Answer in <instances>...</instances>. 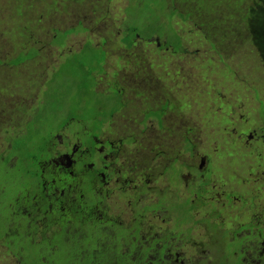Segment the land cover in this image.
I'll use <instances>...</instances> for the list:
<instances>
[{
    "label": "rangeland",
    "instance_id": "obj_1",
    "mask_svg": "<svg viewBox=\"0 0 264 264\" xmlns=\"http://www.w3.org/2000/svg\"><path fill=\"white\" fill-rule=\"evenodd\" d=\"M156 1L142 0V8L146 2L152 8ZM234 1L166 0L165 10L175 12L166 17L151 10V16L158 19H150L146 29V18L130 4L141 0H0V154L7 153L9 138L24 131L34 109L46 98V83L53 72L59 68L68 72L66 58L91 41L105 51L102 71L94 73V89L105 95L117 90L122 102L104 125L101 138L111 140L114 147L103 162L115 169L104 182L109 187L102 204L106 216L125 223L134 219L136 209L154 204L141 222L173 233L186 229L178 250L186 254L183 260L197 259L199 264L225 260L227 245L209 251L208 225L194 219H211L226 231L247 221L264 229V119L260 111L264 57L248 38L246 16L251 6L264 0ZM166 21L180 36V52L162 46L166 33L160 29ZM78 23L87 30L70 32L61 44H55V29ZM124 29H137L145 36L156 30L162 36L136 37L127 48L121 42ZM30 49L36 50L35 56L18 64L8 62ZM88 59L84 56L82 62ZM164 103L160 120L145 116ZM61 122L56 120L52 127ZM72 129L65 126L60 133L71 139ZM50 141L51 157L60 159L63 146ZM13 162L14 157L9 164ZM6 174L0 168L5 190ZM67 185L72 192V184ZM5 190L0 188V194H6ZM197 191L200 200L194 198ZM169 198L172 203L196 202L197 209L189 211L194 219L177 224L163 206L166 200L169 205ZM14 206L22 213L23 196L14 197ZM260 240L253 233L248 239L250 264H264ZM3 250L6 247L0 246V264H18ZM226 259L225 264H234L233 257Z\"/></svg>",
    "mask_w": 264,
    "mask_h": 264
},
{
    "label": "trees",
    "instance_id": "obj_2",
    "mask_svg": "<svg viewBox=\"0 0 264 264\" xmlns=\"http://www.w3.org/2000/svg\"><path fill=\"white\" fill-rule=\"evenodd\" d=\"M160 1L164 6L160 7V2L157 0L152 8L149 2H146V8H142V0L140 4L130 3L135 5L140 17L146 18L143 22L144 28H148L150 19L152 22L158 19L157 16H151V10L161 11L164 16L168 14L166 17L175 12L172 8L165 10L166 0ZM230 1L235 3L234 0ZM251 8V12L246 15L248 38L255 42L264 57V1L257 7L251 6ZM186 16L188 14L183 15L184 18ZM161 26L160 30L166 33L162 46L180 52L182 49L180 36L172 29L169 22L166 21L164 26L161 23ZM86 30L87 28L81 23L65 30L55 29L53 40L59 45L70 32ZM153 34L162 36L156 30L145 36L137 29H124L121 42L125 47L130 48L136 37L147 38L152 37ZM36 53L35 49L20 52L8 62L18 64L35 56ZM84 56L89 58L86 62H82ZM104 58L105 51L88 40L79 51L67 57V64L70 65L66 68L68 72H62L63 69L60 68L53 72L46 83V93H44L46 98L34 109L32 117L25 124L24 131L18 136L9 138L10 146L7 153L0 154V168L3 172L4 170L7 172L6 176H9L6 181L7 190L0 179V188L7 191V195L0 194V246H5L8 254L10 253L18 264H199L200 260H183L186 254H178V250L183 246L186 229L173 233L172 230H157L154 226H144L141 217L154 204L136 209L133 214L134 219L124 223L117 217L109 218L99 214L93 206L92 199L87 197L86 204L77 208L76 204L80 197L76 195L75 198L73 197L75 202L72 201L69 197L70 191H64L62 196H59L60 193L55 194L59 196L57 199L59 203L67 204L63 209L58 203L50 207V201L45 200L47 192L38 177L50 156L51 145L48 140L52 133L62 126L69 129L72 127L71 131H73L80 128L81 124L91 125L94 123L93 117L102 116L103 119H107L122 106L121 97L116 90L110 93L114 95L113 97L104 98L102 95L105 94L98 93L94 89L96 83L94 73L102 71L101 64ZM85 65L89 67H84ZM72 66L77 68L74 70ZM154 111H150L149 115L151 116ZM260 111L264 119V105L260 107ZM85 114L89 116V120ZM56 120L62 122L52 127ZM185 140L190 149L189 139ZM13 157L15 162L12 163V167L9 163ZM15 166L18 171L13 170ZM9 168L12 169L8 170ZM135 190L137 191L136 188ZM17 195L23 196L26 206L22 213L14 206V197ZM171 201L172 199L169 198V205L166 206L168 203L166 200L163 206L166 207L167 212L173 214L176 223L194 219L189 215V211L193 208L197 209L196 202L189 204L188 200L175 203ZM87 204L91 211L85 209ZM82 207L85 210H81ZM210 220L208 218L195 220L208 225L206 229L208 233H206L210 238L209 251L219 250L220 245L227 242L225 258H234L233 254L236 251L237 258L234 264H250L248 253L251 247L241 250L240 246L251 239V234L246 231V225L238 228L228 227L227 231H224L220 230L219 224ZM189 231L190 228H187V232ZM7 250L1 253H6ZM242 257L245 261L241 262L239 258ZM218 262L217 264H225L222 259Z\"/></svg>",
    "mask_w": 264,
    "mask_h": 264
},
{
    "label": "flooded vegetation",
    "instance_id": "obj_3",
    "mask_svg": "<svg viewBox=\"0 0 264 264\" xmlns=\"http://www.w3.org/2000/svg\"><path fill=\"white\" fill-rule=\"evenodd\" d=\"M101 94H105V93H101ZM113 96H114L113 94L102 95V97L104 98H111ZM164 108H166V103H164L162 107L155 109L154 113L150 116L149 112L153 111V109L151 108L145 114V116L147 118L148 117L152 118L153 116H157L156 119L160 120V117H162L163 115ZM157 110L159 112H157ZM117 112L118 111L114 112L107 119H103L102 116H97L96 118L93 117L94 120L93 124L95 125L81 124V127L79 129L76 128L72 131L73 135L71 136V139L62 136L60 133L65 126H62L61 128L57 129L55 132L52 133L51 137L48 140L50 145L52 143L50 139L56 140L57 144L63 146L64 155H62L60 159L52 158L51 151L53 148L51 147L49 150L50 152L49 159H47L46 165L44 167L41 166L42 168L40 171V175L38 177L42 186L47 192V194L45 195L47 196V199L45 200L50 201L49 204L50 207H52L53 204L58 203V206L63 209V206L67 204L65 202L59 203L57 199L59 196L64 195V191H70L69 197L71 198L72 201L75 202L74 196L77 195L78 198L80 197L79 202L76 204L77 208H79L81 205H84V203L86 204L85 200L87 197L92 199V201L94 202L93 206L96 208V211H98L99 214L106 215V213L103 210L102 204L104 200L109 196V187H106L104 182L112 178V175L115 174V169H110L108 164L105 165L103 162L105 159L104 157L108 155V150L114 149V147L112 146L111 140L108 139L101 140V138L103 136L104 125L106 123H109L112 116ZM97 121L99 124H97ZM78 132L80 133L77 134ZM81 133L86 134L84 138H81V136H83V134ZM85 151L87 152V154L85 153ZM67 154L69 155L65 157V155ZM69 183L72 184L71 185L72 192L67 185ZM202 185H204V183ZM57 193H60V195L55 196V194ZM199 197L200 195L197 191V195L194 198L199 199ZM33 198H35L34 195ZM84 207H82L81 210H85L86 208H87L86 210H90V206L88 204L86 205L85 209ZM241 224L246 225L247 228L246 231L249 232L250 234L253 233L255 237L261 239L258 243L264 245V243H262L264 242V229L262 227H260L256 223H252L248 221ZM221 229L223 228L220 225V230ZM225 244L227 245V242H225ZM240 246H241V250L245 249V247H251L249 242H245V244L242 243ZM233 255L235 262L236 252ZM224 259H225L224 261L226 262L227 259L225 257ZM239 259L241 262L245 261L244 260L245 258L243 257ZM248 259L249 262H252L249 255H248Z\"/></svg>",
    "mask_w": 264,
    "mask_h": 264
}]
</instances>
